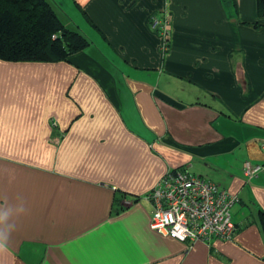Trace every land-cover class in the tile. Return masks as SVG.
I'll list each match as a JSON object with an SVG mask.
<instances>
[{"label": "crops", "instance_id": "1", "mask_svg": "<svg viewBox=\"0 0 264 264\" xmlns=\"http://www.w3.org/2000/svg\"><path fill=\"white\" fill-rule=\"evenodd\" d=\"M65 2L91 45L0 59V239L15 225L0 264H264V174L243 169L264 163L257 0ZM183 165L238 197L232 239L188 246L152 228L147 194Z\"/></svg>", "mask_w": 264, "mask_h": 264}, {"label": "built area", "instance_id": "2", "mask_svg": "<svg viewBox=\"0 0 264 264\" xmlns=\"http://www.w3.org/2000/svg\"><path fill=\"white\" fill-rule=\"evenodd\" d=\"M167 19L160 32L165 49L170 33ZM158 23L154 16V26ZM243 166L249 178L264 174V163L245 160ZM147 197L153 203L152 228L188 246L216 237L232 239L236 233L232 206L238 197L200 174L169 170Z\"/></svg>", "mask_w": 264, "mask_h": 264}, {"label": "trees", "instance_id": "3", "mask_svg": "<svg viewBox=\"0 0 264 264\" xmlns=\"http://www.w3.org/2000/svg\"><path fill=\"white\" fill-rule=\"evenodd\" d=\"M61 0H0V59L6 61H40L59 62L70 61L72 57L91 45L92 40L82 27L74 22L63 6ZM259 20L253 22L257 26L264 24V0H257ZM86 18L93 26L97 23ZM62 14L65 18L60 15ZM154 16L159 23L154 26ZM169 20V19H167ZM170 32V21L168 22ZM149 24L158 34L167 22L162 15L154 13L149 18ZM72 25V24H71ZM170 46L167 36L166 48ZM244 169V166H243ZM177 171H191L187 166L170 169ZM260 221L264 230V212L260 213Z\"/></svg>", "mask_w": 264, "mask_h": 264}, {"label": "clouds", "instance_id": "4", "mask_svg": "<svg viewBox=\"0 0 264 264\" xmlns=\"http://www.w3.org/2000/svg\"><path fill=\"white\" fill-rule=\"evenodd\" d=\"M24 211H25V209H24V206L22 203L18 207H15V214H17V215L23 213ZM9 215H10V213H8V212H5L3 215H0V223H5L9 219ZM14 230H15V225L10 224L4 238L0 239V251L6 250L8 236Z\"/></svg>", "mask_w": 264, "mask_h": 264}, {"label": "rangeland", "instance_id": "5", "mask_svg": "<svg viewBox=\"0 0 264 264\" xmlns=\"http://www.w3.org/2000/svg\"><path fill=\"white\" fill-rule=\"evenodd\" d=\"M59 4H60V5H59L58 8L61 9V7L63 6V8L66 10V12H67L68 14H70V15H72V16L75 17V20H76V21H79V22L81 21V18H80L79 16H76V15H75V12H74L73 10H70L71 7L68 5L67 2H65V0H61V1L59 2ZM60 15L64 18V16H63L62 14H60ZM163 18H164V19H167V16L163 14ZM64 20H65V18H64ZM71 27H74L73 24L71 25ZM84 30H85V28H84Z\"/></svg>", "mask_w": 264, "mask_h": 264}]
</instances>
